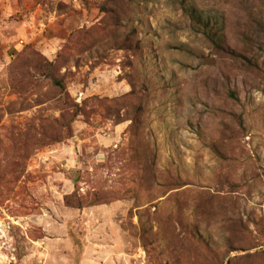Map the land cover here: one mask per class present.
Segmentation results:
<instances>
[{"label":"rangeland","instance_id":"374dc122","mask_svg":"<svg viewBox=\"0 0 264 264\" xmlns=\"http://www.w3.org/2000/svg\"><path fill=\"white\" fill-rule=\"evenodd\" d=\"M0 264H264V0H0Z\"/></svg>","mask_w":264,"mask_h":264},{"label":"trees","instance_id":"16d2710c","mask_svg":"<svg viewBox=\"0 0 264 264\" xmlns=\"http://www.w3.org/2000/svg\"><path fill=\"white\" fill-rule=\"evenodd\" d=\"M217 24H206L198 31V34L202 35L214 48L222 49L223 48V37L222 33ZM56 86L62 87V83L56 81Z\"/></svg>","mask_w":264,"mask_h":264}]
</instances>
